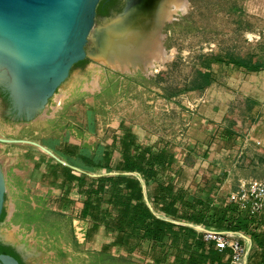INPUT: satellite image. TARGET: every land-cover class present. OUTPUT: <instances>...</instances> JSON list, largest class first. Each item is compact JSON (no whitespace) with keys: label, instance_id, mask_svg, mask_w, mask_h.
I'll return each mask as SVG.
<instances>
[{"label":"rangeland","instance_id":"rangeland-1","mask_svg":"<svg viewBox=\"0 0 264 264\" xmlns=\"http://www.w3.org/2000/svg\"><path fill=\"white\" fill-rule=\"evenodd\" d=\"M125 1L113 0L98 11L86 47L88 57L73 67L50 100L52 109L30 122L0 115V138L36 142L50 151L69 150L71 143L84 140L94 146L125 126L142 145L171 147L176 165H181L187 147L207 152L206 159L197 156L192 166L182 167L178 184L196 189L198 180L226 171L228 183L220 184L216 197L228 202L233 184L245 172L254 178L264 176V69L248 72L226 62L264 51V0H186V11L172 15L156 30L165 56L145 67L119 69L95 54L98 33L125 13ZM210 54L216 57L211 65L213 82L196 91L193 82L205 70L202 57ZM166 94L173 95L166 99ZM37 128L46 135H35ZM25 146L29 145L0 143V154L22 153ZM34 152L50 164L57 162L39 149ZM67 206L63 215H22L24 221L37 222L32 239L22 240L29 231L15 232L1 221L0 242L10 246L4 238L20 240L24 264H125L119 258L130 264H173L171 255L147 242L133 249L116 248L107 234L81 242L76 222L86 226L82 206L77 200ZM263 226V219L252 221L242 232L259 241ZM206 246L213 255H223ZM261 252H252L250 261L264 264L258 259ZM228 261L223 255V264H231Z\"/></svg>","mask_w":264,"mask_h":264},{"label":"trees","instance_id":"trees-1","mask_svg":"<svg viewBox=\"0 0 264 264\" xmlns=\"http://www.w3.org/2000/svg\"><path fill=\"white\" fill-rule=\"evenodd\" d=\"M103 3L101 0L98 11L103 9ZM214 61L216 57L211 54L202 57L205 70L198 72L193 89L203 91L212 84ZM226 62L248 72L261 71L264 51ZM81 63L84 61L75 66ZM172 95L166 94L165 98L171 99ZM66 154L78 161L68 160L70 166L80 171L56 162L49 176L57 180L61 175L67 191L75 189L82 197L81 217L89 224L88 241L103 228V234L111 239V247L133 249L147 242L154 249H163L162 253L171 255L173 264H223V255H227L231 263V253L215 250L223 255H213L195 227L243 233L252 225L250 217H242L239 206L217 201L219 186L227 178L226 171L209 180H198L196 189L178 184L182 167L192 166L197 156L207 158V152L199 154L195 147H187L181 165H176V155L167 144L162 147L142 145L122 126L101 140L95 149L77 154L72 146ZM111 173L114 174L108 175ZM5 217L3 210L0 222ZM252 236L259 246L264 245L263 237L258 241ZM175 250L178 253L173 255ZM2 254L13 256L23 264L14 248L0 242Z\"/></svg>","mask_w":264,"mask_h":264},{"label":"water","instance_id":"water-1","mask_svg":"<svg viewBox=\"0 0 264 264\" xmlns=\"http://www.w3.org/2000/svg\"><path fill=\"white\" fill-rule=\"evenodd\" d=\"M100 2L0 0V84L5 82L11 105L6 115L0 99V115L30 122L45 110L73 67L88 57L86 47ZM129 6L130 0L124 12ZM162 25L163 22L158 29ZM0 143L33 146L69 166L36 142L0 138ZM5 197L6 181L0 166V217ZM0 264L21 263L13 256L2 254Z\"/></svg>","mask_w":264,"mask_h":264},{"label":"crops","instance_id":"crops-1","mask_svg":"<svg viewBox=\"0 0 264 264\" xmlns=\"http://www.w3.org/2000/svg\"><path fill=\"white\" fill-rule=\"evenodd\" d=\"M50 105L51 103L49 101L48 105L45 108V111L47 110V113L49 109H52ZM90 110L93 109L90 108ZM34 134L43 135V136L46 135L40 133V130L38 128L36 129ZM72 146H74L77 149V154H81V153H86L89 149L90 150L95 149L97 144L92 146L90 144H87L86 140H84L82 143L73 142L71 143V147ZM34 151H38V149L36 148L33 149L32 146H25L23 148L22 153L16 152L14 154H11L10 150H3L2 153L0 154V166L6 181V197H5V205H4V211L6 217L3 220V226L11 227L12 230H14L15 232L16 231L19 232L23 229L29 231L30 233L22 235V240L27 238L30 239L34 238L38 230V225L35 220L24 221V219L20 218L22 217V215L23 216L25 214L30 215L31 213H35V212H39L46 216H52V217L56 215H63L66 212L65 210L68 207L67 205L73 200L79 201L80 205L82 206L81 203L82 197L79 196V194L75 189H72V191L69 192V194H67L68 191L64 189V185H63L64 179L61 175H58L57 180L49 176L51 170L55 167L56 163L50 164L49 162L44 161L38 155L33 156V153H35ZM51 151H53V153L57 157H60L62 161H64L67 164H69L68 160L74 163L78 162L77 160L73 159L72 157L70 158L66 154L67 151L66 149L62 150L61 148L58 147L54 149L53 147ZM20 157L21 158L25 157L26 159L23 160V158L21 159ZM21 161H23L24 163H22ZM68 167H71L75 171H80L74 169L76 167L70 166V164ZM92 176H97V175H92ZM262 178H264V176L261 178H254V176L249 175L248 173L245 172L243 177L239 178L237 182L233 184L234 185L233 189H231L230 192L234 191L237 188L239 181L242 179L261 180ZM224 182L223 183L225 186L226 182L228 183V176ZM220 189H222L221 186ZM220 189H219V193L221 192ZM20 195L22 196V199L19 198ZM260 219L264 220V216L252 220L258 222ZM85 224H86L85 226L86 233L88 234L89 224L87 222H85ZM200 228H201L200 226L195 227L197 231H199ZM103 233L104 230L102 228L100 230L99 235H104ZM236 236L240 239L241 243L243 244V246L246 248L247 251L244 264H249V263L254 264L252 260L250 261L251 253L254 251L261 252V249L263 250V253L261 252L262 256L258 257V259L261 262L264 261V245L259 246L258 243L253 241L252 235L236 233ZM45 238L48 239L49 236L46 235ZM4 239L9 243V245L12 248L15 249L16 253L19 255V257L22 260V257L24 255L22 250H20L22 249V243H20V240L14 238L13 239L4 238ZM209 245L213 246L212 244ZM213 248L215 249L214 246ZM224 251L230 252L228 249ZM255 262H257V260H255Z\"/></svg>","mask_w":264,"mask_h":264},{"label":"bare ground","instance_id":"bare-ground-1","mask_svg":"<svg viewBox=\"0 0 264 264\" xmlns=\"http://www.w3.org/2000/svg\"><path fill=\"white\" fill-rule=\"evenodd\" d=\"M186 7V0H130L126 12L98 33L96 59L119 69L151 65L165 56L158 25Z\"/></svg>","mask_w":264,"mask_h":264},{"label":"built area","instance_id":"built-area-1","mask_svg":"<svg viewBox=\"0 0 264 264\" xmlns=\"http://www.w3.org/2000/svg\"><path fill=\"white\" fill-rule=\"evenodd\" d=\"M228 202L239 206L252 219L264 216V178L240 180L237 188L228 194ZM197 232L202 235L206 244H212L216 250L221 252L228 249L231 252V264L245 263L247 251L236 233L214 229H200ZM76 233H79L81 242L86 241V229L79 221L76 224ZM262 237L264 240V234Z\"/></svg>","mask_w":264,"mask_h":264},{"label":"flooded vegetation","instance_id":"flooded-vegetation-1","mask_svg":"<svg viewBox=\"0 0 264 264\" xmlns=\"http://www.w3.org/2000/svg\"><path fill=\"white\" fill-rule=\"evenodd\" d=\"M113 0H104V3H103V8L105 6H108ZM129 0H126V6H127V3H128ZM97 14H98V8H97ZM4 83L3 84H0V99H1V103H2V108L4 110V113L6 115H8L9 113V110H10V101L8 99V96H7V93L5 91V88H4ZM24 264V263H23Z\"/></svg>","mask_w":264,"mask_h":264}]
</instances>
